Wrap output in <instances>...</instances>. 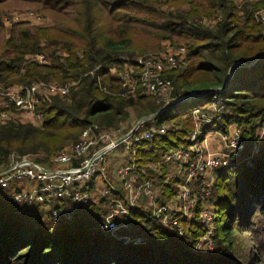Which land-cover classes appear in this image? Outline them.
<instances>
[{"label": "trees", "instance_id": "16d2710c", "mask_svg": "<svg viewBox=\"0 0 264 264\" xmlns=\"http://www.w3.org/2000/svg\"><path fill=\"white\" fill-rule=\"evenodd\" d=\"M16 1L26 4L30 0ZM35 2H40L60 24H17L7 38L0 36L2 79L9 84L43 80L79 83L68 97L42 105V126L23 122L0 125L1 166L13 156H28L36 163L52 166L50 156L76 143L87 125L115 127L127 120L131 107L145 115L161 110L166 103H158L155 97L123 99L98 85L101 78L110 88H117L111 69L134 50L138 29L156 46L178 43L176 39L186 45L188 68L165 75L175 86L174 98L194 90H210L185 99L147 123L162 126L178 121L164 137L143 143L141 166L146 167L148 159L156 162L164 152L186 146L196 130L194 111H208L211 104L219 111L203 124L204 135L214 129L226 132L237 124L248 148L240 163L217 172L211 197L216 212L213 252L194 249L205 232L199 218L191 220L188 235L180 236L153 217L146 206L135 208L124 220L131 226L133 237H142L145 243H127L113 237L101 229L108 213L107 201L102 196L94 197L97 191L93 183L91 202L77 212L72 223L60 221L56 225L35 218L16 219L7 190L0 188V264H241L243 256L236 250L244 248L242 237L264 223V140L259 142L261 150L248 159L255 134L264 123V56L251 66L237 67L226 88L222 92L217 89L224 86L234 63L250 64L264 54V24L255 18V12L264 8V0ZM218 16L220 20L212 26L200 22L204 17ZM2 26L0 23V31ZM58 49L68 55L55 57ZM40 52L52 56L49 66L28 60L29 55ZM257 231L264 233L260 227Z\"/></svg>", "mask_w": 264, "mask_h": 264}, {"label": "built area", "instance_id": "2783aa9c", "mask_svg": "<svg viewBox=\"0 0 264 264\" xmlns=\"http://www.w3.org/2000/svg\"><path fill=\"white\" fill-rule=\"evenodd\" d=\"M220 18L204 17L200 22L212 26ZM255 18L264 24V8L255 12ZM0 23L10 30L17 24L46 26L49 22L38 11L23 10L0 16ZM187 54V47L167 43L162 51L149 55L123 56L124 61L111 69L117 88H110L101 78L98 85L104 92L123 99L155 97L167 105L202 96H191L188 92L174 98V85L165 76L170 71L183 70L188 63ZM67 55L63 49L54 52L55 57ZM28 60L49 66L53 58L49 52H40L29 55ZM78 83L43 80L9 84L2 79L0 59V125L21 120L43 125L42 105L55 98L68 97ZM223 90L217 89L218 92ZM214 106L219 111L218 106ZM198 113L199 109L194 111L196 119H199ZM157 117L140 120L126 134L121 128H104L98 123L87 125L76 143L51 156L50 161L58 164L56 168L36 163L28 156H13L0 170V188L7 190L8 203L15 214L32 215L45 211L43 221L56 225L60 221L72 223L77 212L91 202L93 183L101 195L109 197L107 220L101 229L113 237L125 242L145 243L142 237H126L120 229L123 223L128 224L121 220L122 214L130 212L145 199L155 218L165 226L177 225L182 229L181 233H184L182 221L199 218L205 232L194 249L212 252L216 244V212L211 197L216 175L219 169L241 162L248 148L247 139L241 127L234 124L226 132L217 131V144H213L210 140L212 130L205 135L203 130V124L211 120L203 116L202 121L196 120V130L189 136L186 146L164 152L156 162L148 159L147 166L142 167L140 148L143 143L157 136L164 137L169 128L166 125L147 126ZM201 135L204 136L201 138ZM257 143L248 159L259 151ZM112 161L117 163L111 174Z\"/></svg>", "mask_w": 264, "mask_h": 264}, {"label": "rangeland", "instance_id": "374dc122", "mask_svg": "<svg viewBox=\"0 0 264 264\" xmlns=\"http://www.w3.org/2000/svg\"><path fill=\"white\" fill-rule=\"evenodd\" d=\"M35 1L36 0L27 1L26 4H23V3L19 2V1H16V0H9V1H6V2H2V3H0V16H2L4 14H7L9 12H14V11L33 10V11H38L41 14H43L44 16H46V18L48 19L49 24H50L49 26L60 24V21L57 20L52 14H50L49 11L43 9V5L40 2H35ZM28 26H35V25H31L30 24ZM12 30H13V28L9 30V29L3 27V30L0 31V36H2L4 38H7V36H9L10 33L12 32ZM176 42H178V43H175L174 45L185 46L186 47V45L183 43V41H180V40L176 39ZM162 43H161L160 47L156 46V43H154L151 40L150 37L146 36V34L141 29H138V31H137V33H136V35L134 37V50H130L129 54L125 55V57L133 58V57L138 56V55H149V54H152V53H155V52L162 51L164 49V47H165V46H162ZM188 66H189V62L187 63V65L183 69V71L185 69H187ZM235 70H236V68H235ZM183 71H181V72H183ZM232 77H234V72H233V76ZM232 77H231V79H232ZM51 81H55V80H51ZM174 90H175V86H174ZM190 92H192V91H190ZM184 101H186V100H184ZM184 101H182V102H184ZM161 102L165 103L162 99H161ZM220 102H222V100H220ZM158 103H159V101H158ZM170 104H168V105H170ZM165 106H167V104H165ZM208 108H209L208 111L207 110H203V111H200V113H198V117H199L200 121H202L204 119L203 116H205V118H207V119L212 120V119H214L216 113H218V110L216 111L214 109L215 108L214 105L211 104ZM168 109H172V107H170ZM149 115H151V114H149ZM145 116H148V115L143 114L139 108L131 107L129 109V116H128L127 120L124 121L123 123H120L119 125H117V126H115L113 128H115V129L121 128L123 133L126 134L132 128H134L136 126V124L140 120H142ZM193 118H194L195 121L199 120V119H196L195 117H193ZM183 120L184 119H180V121H182V122H183ZM20 122L21 123L22 122L23 123H31V122H29L27 120H21ZM176 122H178V121H173V123L172 122H168V123H165L164 125H166L167 127L170 128V127H172L173 124H176ZM35 126L39 127V126H42V125L41 124H36ZM231 126H234V125H231ZM217 131L218 132H222V131H219V130H216V129L212 130V132H213L212 136L214 138H217V135H216ZM255 135H257V138H256L257 142H262L264 140V123L262 124V126L259 127V129L257 131V134H255ZM70 145L71 144H68L67 146H70ZM257 145H258L259 151H260L262 144L261 143H257ZM259 151L254 152V154L258 153ZM49 158H48V162H49ZM15 160H17V159H15ZM116 163H117V161H112V163L109 166V171H110L111 174L114 173ZM46 164H48V163H46ZM4 166L5 165H2V166L0 165V170L3 169ZM45 166H48V165H45ZM48 167L56 168V167H58V164L52 162V166H48ZM97 184L100 185L101 183L100 184L96 183V185ZM96 191H97L96 193L95 192L93 193L95 198H99L97 196H102V197L106 198V201H107V198H109V197H105V196L101 195V193L98 190H96ZM140 206H146L147 208H149L151 210L149 204L145 201V199L142 200L141 202H139L138 206H136L135 208L140 207ZM105 207L109 208L108 202H107ZM134 209L132 208L130 212L122 214L121 220L124 221L125 217L127 215H129L132 212V210H134ZM44 212L45 211H42L40 213L37 212V214H32V215L17 214L16 213L15 215H16V219H17V217H20L19 219H21L23 217L22 219H24V218H26V219L35 218V219H40L41 221H43L44 216H42V215L44 214ZM151 213H153V212L151 211ZM106 220H107V218H106ZM124 222H126V221H124ZM182 222H183V224L181 226L184 229V233H181L182 229L179 228L177 225L176 226H166V227H169L170 229L176 230L180 236H186L189 233L188 229L191 227V224H190L191 220H185V221H182ZM160 223L162 224L161 221H160ZM215 225H216V222H215ZM259 227L262 228V230L264 231V223H263V225L260 224V226H256V227L252 228L253 232L247 233V235H244L242 237L243 240H244V242H243L244 243V248H239L238 250H236L237 254L239 252H241V254L243 256L241 258V260L243 261V262H241V264H264V233L262 231H259V232L257 231ZM120 229H122V232L125 234L126 237L129 238V237L133 236L130 233V230L132 229L130 225H128V224L125 225V223H123L121 225ZM200 238H202V236ZM199 242H200V239L196 242V244H198ZM127 243L143 244V243L133 242V240H131V242H127ZM239 245H240V243H239ZM204 247H206V245ZM215 247H216V244H215ZM209 251H206V252H209Z\"/></svg>", "mask_w": 264, "mask_h": 264}, {"label": "water", "instance_id": "95a60500", "mask_svg": "<svg viewBox=\"0 0 264 264\" xmlns=\"http://www.w3.org/2000/svg\"><path fill=\"white\" fill-rule=\"evenodd\" d=\"M263 56H264V54H261L260 56H258L257 58H255L254 61H253L252 63H250V64H246V63H244V62H242V61H238V62L234 63L233 66L231 67L229 73H228V76H227L226 82H225L224 86L222 87V89L226 88V86H227L229 80H230L231 77L233 76V72H234L235 68L240 67V66H243V65L251 66V65H253V64H254L259 58H261V57H263ZM209 91H210L209 89H207V90H194V91L190 92V95H191V96H193V95H204V94L208 93ZM191 96H190V97H191ZM180 102H181V101H180ZM180 102H177V103H174V104H170V105L164 106V107H163L161 110H159L158 112H156V113H154V114H151V115H148V116H145L143 119L148 118V117H151V116L157 117V116H159L160 114H162L165 110H167L168 108H170V107L173 108L174 106L179 105Z\"/></svg>", "mask_w": 264, "mask_h": 264}, {"label": "crops", "instance_id": "0c3cea01", "mask_svg": "<svg viewBox=\"0 0 264 264\" xmlns=\"http://www.w3.org/2000/svg\"><path fill=\"white\" fill-rule=\"evenodd\" d=\"M47 25H50V24L48 23ZM210 140L212 141L213 144H217V138H214L213 136H211Z\"/></svg>", "mask_w": 264, "mask_h": 264}]
</instances>
